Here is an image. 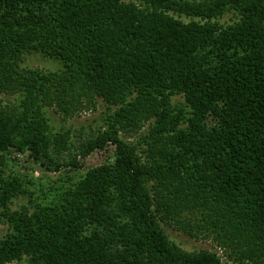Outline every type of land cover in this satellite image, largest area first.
Segmentation results:
<instances>
[{
  "label": "trees",
  "instance_id": "obj_1",
  "mask_svg": "<svg viewBox=\"0 0 264 264\" xmlns=\"http://www.w3.org/2000/svg\"><path fill=\"white\" fill-rule=\"evenodd\" d=\"M99 102L100 125L66 126ZM108 147L12 209L30 192L4 155L78 172ZM0 221V264H264V0H0Z\"/></svg>",
  "mask_w": 264,
  "mask_h": 264
},
{
  "label": "rangeland",
  "instance_id": "obj_2",
  "mask_svg": "<svg viewBox=\"0 0 264 264\" xmlns=\"http://www.w3.org/2000/svg\"><path fill=\"white\" fill-rule=\"evenodd\" d=\"M233 17L234 16L232 14H226L222 17L221 22L230 23V20H232ZM21 67L24 69H36L41 72H57L62 69L60 62L49 59L41 54L29 55ZM179 99L180 98H177V100ZM105 112V106L99 102L96 111L83 112L69 121L66 126L71 125L76 129L80 128L81 126H84L86 129H88L89 126L97 127L100 125L101 119L103 118ZM47 115L50 117L51 123L56 127V129H59L62 124L61 116L55 114L53 110H48ZM143 131L144 129L141 130V132ZM127 138L133 142L136 137L128 136ZM113 155L114 147H108L104 151L94 152L87 159H85L83 161L82 171L74 172L71 169H65L58 173L44 170V168L29 160L27 155H4L5 164L2 166V168L5 171V176H16L20 178L24 187L30 192L29 196L26 195L21 196L18 199H14L12 209L19 208L20 206L31 207L34 204L50 203L57 195L55 194L56 191H54L57 185L63 186L77 181L80 177L84 176L86 171L90 168L111 161ZM8 230V224L4 221H0V239L4 237ZM168 233L172 240H174L187 251L200 248L209 249L212 251L216 250V248H214L212 243L209 241H199L172 229H168ZM218 252L220 253V251Z\"/></svg>",
  "mask_w": 264,
  "mask_h": 264
}]
</instances>
